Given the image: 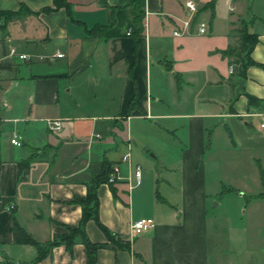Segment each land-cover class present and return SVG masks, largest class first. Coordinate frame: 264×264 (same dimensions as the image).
<instances>
[{"label": "crops", "instance_id": "crops-1", "mask_svg": "<svg viewBox=\"0 0 264 264\" xmlns=\"http://www.w3.org/2000/svg\"><path fill=\"white\" fill-rule=\"evenodd\" d=\"M64 1L67 11L52 0H0V10H20L0 18V264H28L36 255L33 245L13 241L12 216L38 243L77 225L72 200L84 198L89 165L102 158L117 164L119 178L113 193L98 185V219L128 248L87 220L89 241L107 243L94 264H264V71L246 66L235 92L227 52L239 44L234 20H263L257 3L264 0L228 15L219 31L221 0H190L196 13L177 36L171 31L189 18L186 0H140V34L126 35L131 28L123 25L110 37L87 30L107 25L109 10L130 0ZM223 1L230 12L239 3ZM198 20L207 22L203 34ZM246 30L256 33L250 59L264 65V25L250 21ZM9 49L26 58L7 56ZM47 120H59V129ZM149 144L154 162L142 154ZM31 156L17 180V163ZM139 218L153 225L133 234ZM35 264L87 263L75 242Z\"/></svg>", "mask_w": 264, "mask_h": 264}, {"label": "trees", "instance_id": "trees-1", "mask_svg": "<svg viewBox=\"0 0 264 264\" xmlns=\"http://www.w3.org/2000/svg\"><path fill=\"white\" fill-rule=\"evenodd\" d=\"M211 0L210 2H213ZM53 6H63L67 11L68 5L64 0H52ZM48 8H45V10ZM18 11H2L0 10V18L5 22ZM143 10L140 6V0H130L129 4L122 7H113L109 10V22L107 25H95L87 30V34L91 36L110 37L118 34V30L123 25L130 26V30L135 35H139L141 31V19ZM256 19L252 17V19ZM264 23V19H260ZM249 21H243V27L238 30V50L228 49L227 52L234 54V59L229 63L235 71V76L241 78L243 71L248 65L260 66L264 71L263 64H257L249 57L251 48L256 42V33H249L246 30ZM1 26V25H0ZM247 102L251 104L255 100L254 97L246 95ZM33 156L21 160L17 163V180L24 178L27 173L29 164ZM114 163L106 161L102 158L100 161L89 165L90 179L85 184L86 191L83 199H73L72 202L80 206V218L75 227L64 226L65 232L55 234L49 241L45 243L36 242L27 232H25L15 221L14 216L11 217V233L12 239L15 243H26L34 246L36 255L35 258L28 264H35L51 253L52 247L56 245H63L64 248L70 252L72 245L79 242L83 245L86 255V263L94 264L95 252L98 248L107 246L106 242L96 243L91 242L84 232V225L87 220H92L99 230L104 234L106 239L113 245L121 248H128L127 241L115 238L108 229L98 219L99 202L96 195V189L100 183L106 182L107 175L111 171V166ZM113 184L108 183V186L113 193Z\"/></svg>", "mask_w": 264, "mask_h": 264}, {"label": "built area", "instance_id": "built-area-1", "mask_svg": "<svg viewBox=\"0 0 264 264\" xmlns=\"http://www.w3.org/2000/svg\"><path fill=\"white\" fill-rule=\"evenodd\" d=\"M185 9L187 10V13L189 14V18L182 21V28L181 29H174L171 31L172 35H180L182 34V32L185 30V28L188 26L189 22L191 21L190 18L194 17L195 13H196V6L195 4L190 1V0H186L183 3ZM196 32L198 34H203L207 31V22L203 21V20H198L196 21ZM126 35L130 34V29H127L125 31ZM7 56H16L18 59H25L26 55L22 54V53H16L13 49H9ZM55 56L59 57L61 56V53H55ZM233 68L231 65L228 66V72L232 73ZM46 126L51 129V130H58L60 127V121L59 120H47L46 121ZM258 127L261 130H264V116H262L259 119L258 122ZM9 142L13 145H19V142L15 139V137L13 136L12 138L9 139ZM127 159V154L122 155V157L120 158V162H123ZM117 164L114 163L111 166V171L108 173L107 175V179H106V183H114L119 177L117 175ZM139 176V167L138 165L134 166L133 169V177L134 179H137ZM4 207L6 209H13V204L11 202L4 204ZM153 225V221L151 218H139L134 220L131 224H130V228L131 231L133 232V234H138L148 228H150Z\"/></svg>", "mask_w": 264, "mask_h": 264}, {"label": "rangeland", "instance_id": "rangeland-1", "mask_svg": "<svg viewBox=\"0 0 264 264\" xmlns=\"http://www.w3.org/2000/svg\"><path fill=\"white\" fill-rule=\"evenodd\" d=\"M238 2H239L238 3L239 6L237 5L235 7L234 11H232V12L228 11L225 1L221 0L220 2L219 1L217 2L216 7H215V15H214L215 16L214 23H215V28H216L217 31L221 30V28L223 27L224 23H226L228 15L233 16V15L239 14V10L242 9V11H243L247 7H249L250 4H251L250 0H238ZM257 5H259V9L262 12H264V4L260 1V2L257 3ZM203 8H204V6H203ZM243 21H245V19L244 18H240V17H238V19L234 20L235 27L233 28L234 31L231 32L233 35L238 37V32L237 31L240 30L243 27ZM250 21L255 22L257 24L261 23V24L264 25L263 21H261L260 19H257V18L256 19L253 18ZM164 33H165V36L169 35L168 34V30H165ZM233 49H234V52H236L238 50V46L237 45H233ZM232 59H234V58H232ZM149 139H150V137H149ZM148 148L149 149H146V150L143 149L142 150V154H144V156L147 157L148 161L154 162L155 159H153V157H151L150 154L152 153V151L154 152L155 150H157V148H156L155 145H150V144H149ZM157 164H159V163H157ZM247 222H248L247 223V232H248V238L247 239L250 242L252 240L251 234L254 231L255 222L253 220H249ZM249 245H253V244L250 243Z\"/></svg>", "mask_w": 264, "mask_h": 264}, {"label": "water", "instance_id": "water-1", "mask_svg": "<svg viewBox=\"0 0 264 264\" xmlns=\"http://www.w3.org/2000/svg\"><path fill=\"white\" fill-rule=\"evenodd\" d=\"M235 84H236L235 92H237V91L240 89V87H241L242 79L239 78V77H237V78L235 79Z\"/></svg>", "mask_w": 264, "mask_h": 264}]
</instances>
